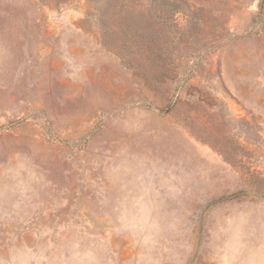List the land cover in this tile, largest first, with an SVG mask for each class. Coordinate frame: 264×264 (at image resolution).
Wrapping results in <instances>:
<instances>
[{
	"label": "rangeland",
	"instance_id": "rangeland-1",
	"mask_svg": "<svg viewBox=\"0 0 264 264\" xmlns=\"http://www.w3.org/2000/svg\"><path fill=\"white\" fill-rule=\"evenodd\" d=\"M0 264H264V0H0Z\"/></svg>",
	"mask_w": 264,
	"mask_h": 264
}]
</instances>
